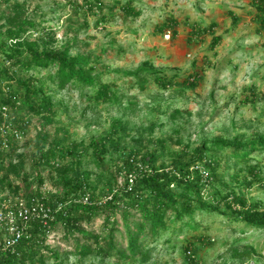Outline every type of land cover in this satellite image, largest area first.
Here are the masks:
<instances>
[{
  "label": "rangeland",
  "instance_id": "1",
  "mask_svg": "<svg viewBox=\"0 0 264 264\" xmlns=\"http://www.w3.org/2000/svg\"><path fill=\"white\" fill-rule=\"evenodd\" d=\"M19 1L26 4L32 20L53 28L55 42L51 47L76 40L72 53H90L100 79L113 84L116 92L111 101L104 102L94 97L96 86L57 89L49 78L55 69L28 74L37 78L38 86L51 90L56 114L27 117L23 139L10 148L7 163L20 160L24 173L34 177L37 138L44 130L50 142H58L64 151L56 166L42 170L47 189L62 192L61 176L81 179L87 175L92 191L103 199L110 191L114 174L118 186L124 181V176L117 173L121 156L156 152V164L169 166L184 152H194L205 137L251 138L264 133V29L260 28L253 0H102L113 8L102 13L89 11L84 0ZM128 2L138 15L121 9ZM8 13L7 5L0 1V16L4 18ZM101 15H106L107 20L97 22ZM3 18L0 17V26L5 22ZM170 19L177 26L163 28ZM214 36L222 39L212 48ZM145 60L166 73H177L175 85L164 90L151 79L142 87L138 78L128 73L136 72ZM196 74V86H188L185 81ZM177 110L183 115L174 118L172 114ZM118 136L121 143L117 148L108 147V154L93 147L99 138L110 143L119 140ZM219 152L224 160L231 149ZM252 156L251 163L259 164L264 179V150ZM224 166L222 161L218 173L229 182H235V175L241 177L245 169L243 163H232L229 172ZM21 179L18 184H22ZM212 189L210 184L206 193L209 198ZM239 191L264 209V187L255 184ZM117 217L120 225L116 240L119 246H126L123 221L120 215ZM195 220L197 230L186 228L174 235L168 232L158 240L149 239L151 262L190 264L185 247L191 243L196 260L193 264H264V227L249 226L229 211L225 215L200 212ZM84 226L96 234L107 233L103 217ZM55 233L58 239L49 246L59 252L60 259L50 257L49 264L102 263L100 259H81L73 254L76 238L91 243L93 239H84L80 234L66 238L60 224ZM250 248L254 249L251 257L238 256ZM142 257L121 264H148ZM116 261L112 257L103 263Z\"/></svg>",
  "mask_w": 264,
  "mask_h": 264
},
{
  "label": "trees",
  "instance_id": "2",
  "mask_svg": "<svg viewBox=\"0 0 264 264\" xmlns=\"http://www.w3.org/2000/svg\"><path fill=\"white\" fill-rule=\"evenodd\" d=\"M0 1H4L9 9L4 18L3 14L0 16L5 20L3 26H0V57L3 62L0 64V107L10 108V120L16 128L25 132L27 117H49L56 114L51 90L44 85L38 86L37 78L28 76L31 71L55 69L54 74H49V78L57 84V89H64L68 85L80 90L96 86L93 94L96 99L104 102L113 99L116 94L114 85L102 82L97 68L92 64L91 54L72 53L77 46L76 40H68L57 48L51 47V43L55 42L52 27L32 20L27 15L24 2ZM253 3L257 7L260 28L264 29V0H253ZM84 5L93 13H102L106 8L113 11L102 0H84ZM121 9L129 15H138L130 2ZM106 20L107 16L101 15L97 22ZM233 21H237L235 16ZM214 25L215 23L211 28ZM176 26V21L170 19L162 27ZM221 39V36H214L211 47L215 48ZM128 74L136 76L142 87L152 79L164 90L175 85L178 76L177 73H166L149 60L143 61L136 72ZM198 78V74L189 76L185 83L195 87ZM181 115L183 112L180 110L172 114L174 118ZM2 121L0 112V123ZM118 137L119 140L113 139L110 143L104 137L99 138L93 142V147L108 154V147L117 148L121 143V136ZM37 139L38 158L32 163L36 175L31 177L24 173L20 160L5 162L8 158L5 153L0 156V188H9L14 193L22 192L27 198H37L54 210L61 203V208L51 222L53 228L62 225L66 238H76L80 234L84 239H93L91 243L81 242L80 238H76L73 254L79 255L81 259H100V264H104L105 259L116 257V264H121L143 256L142 259L145 258L148 264H153L150 260L152 250L149 249V239L158 240L168 232L174 235L186 228L197 230L199 224L195 216L200 212L225 215L229 211L235 219H240L249 226L264 227V209L260 204L249 201L239 191L242 187L249 189L255 184L264 187L259 164L251 163L254 159L252 155L264 150V133L251 138L205 137L194 152H184L185 154L178 156L169 166L156 164V152H134L121 156L117 173L124 176V181L118 186L117 174H114L110 191L103 199L98 198L92 191L87 175L81 179L61 176L63 191L44 194L42 187L46 181L42 170L56 166L58 157H63L64 151L60 150L58 142H50L44 130L39 132ZM222 148L231 149L224 160L219 152ZM135 155H139L136 159L142 164V168L131 162L130 159ZM222 161L225 162L224 169L227 172L232 163H243V175L240 177L241 174H236L233 178L235 182H229L218 173ZM205 173L208 176L205 177ZM129 175L133 176L132 181ZM18 179L22 180V184H18ZM210 184L213 193L209 198L206 193ZM84 197H88L87 202L83 201ZM118 215L125 228L126 246H119L116 240L120 225ZM97 217H103L106 234H96L84 226V223L91 224ZM45 236L44 227L39 222H34L31 224V236L23 239L15 252L8 251L1 263L49 264L50 257L59 261V252L46 244ZM193 247L191 243L185 247L190 264L196 261ZM253 252L254 249L250 248L238 256L248 258Z\"/></svg>",
  "mask_w": 264,
  "mask_h": 264
},
{
  "label": "built area",
  "instance_id": "3",
  "mask_svg": "<svg viewBox=\"0 0 264 264\" xmlns=\"http://www.w3.org/2000/svg\"><path fill=\"white\" fill-rule=\"evenodd\" d=\"M0 112L3 116V121L0 123L1 156L5 153L8 154L10 148L23 139L24 132L11 122L10 108L1 106ZM130 160L142 168V164L135 157ZM206 176L208 173H205ZM129 178L130 181L133 180L132 175H129ZM42 191L44 194L53 192L45 185L42 187ZM83 201L87 202L88 197H84ZM61 205L59 203L54 210L37 198H27L22 192L14 193L9 188H0V264L8 251L15 252L19 243L31 236V224L34 222H39L44 227L46 244L50 245V242L58 239L51 222L55 219V214ZM192 257L194 256L192 255Z\"/></svg>",
  "mask_w": 264,
  "mask_h": 264
}]
</instances>
